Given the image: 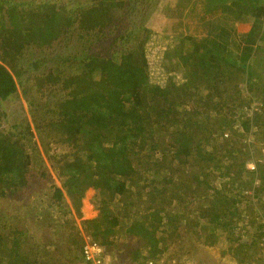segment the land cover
Returning a JSON list of instances; mask_svg holds the SVG:
<instances>
[{
    "label": "trees",
    "instance_id": "16d2710c",
    "mask_svg": "<svg viewBox=\"0 0 264 264\" xmlns=\"http://www.w3.org/2000/svg\"><path fill=\"white\" fill-rule=\"evenodd\" d=\"M147 1L87 0L73 14L48 2L20 9L0 4V101L17 92L20 59L29 46L43 51L72 41L75 30L97 35L90 46L59 55L41 70L39 60L32 63L35 90L52 104L34 106L31 116L41 141L64 150L48 156L60 185L39 157L29 125L21 131L3 129L6 113L0 108V194L22 192L37 172L50 180L53 204L61 207L66 196L80 219L79 224H58L65 231V246L30 239L26 228L2 221L0 264L80 263L81 231L111 252L113 264L123 259L128 264L159 262L173 237L181 248L180 260L193 246L196 230L205 245L220 249V258L264 264L263 213L250 217L245 209L254 203L258 186L253 200L244 193L257 177L264 189V156L248 171L251 151L243 140L256 132L255 126L264 138V94L256 85L245 100L236 80L240 72L249 76L251 54L245 53L235 70L234 59L225 66L224 54L212 46L204 50L205 39L184 48L194 39L186 35L173 50L186 81L167 76L166 85L159 84L151 79L146 56L152 34L144 24ZM252 1L207 0L201 17L222 11L239 18ZM137 12L143 15L138 22L133 20ZM263 17L264 1L256 8L248 42L255 41ZM213 20L206 21L210 29ZM253 98L261 101V109L251 118L235 116ZM215 176L223 184H214ZM89 188L96 192L98 214L86 219L81 206ZM251 224L255 229L249 233ZM120 229L126 240H116Z\"/></svg>",
    "mask_w": 264,
    "mask_h": 264
},
{
    "label": "rangeland",
    "instance_id": "374dc122",
    "mask_svg": "<svg viewBox=\"0 0 264 264\" xmlns=\"http://www.w3.org/2000/svg\"><path fill=\"white\" fill-rule=\"evenodd\" d=\"M145 0H137L136 4L141 5ZM207 0H148L150 3L149 13L145 19V26H148L152 30V34L149 36L146 42V56L150 63L151 79L158 82L161 85H166L167 76H170L174 82H184L185 70L181 67V63L177 57L173 54V50L179 46L182 37L186 35H204L209 28V23L205 22L211 17L205 19L201 17L204 6L207 5ZM38 2L55 3L58 7H62L70 12L75 13L80 6L85 5L87 0H0L2 5H15L17 9L21 6L28 8ZM193 9V10H191ZM249 9V8H248ZM255 10V8H253ZM5 11L7 6H5ZM246 12V11H245ZM216 14V13H215ZM214 13L212 14L215 15ZM143 15L139 12L134 17H131L134 21L138 22L142 20ZM206 16H210L209 14ZM142 17V18H140ZM144 21V20H143ZM97 35L94 33L91 36L85 35L84 30H75V35L72 41L61 42L54 44L53 46H44V50H38L34 46H29L20 59V64L23 66L21 75L16 77L18 82V89L15 94L8 99L0 101V108L6 113L4 120L2 121L3 129L12 131H21L28 124L33 132V140L37 144L39 157L45 163L48 168L51 179L55 184L60 185L58 177L55 175L54 170L51 167V161L49 155L64 152L63 148L54 146L53 143L46 145L42 142L39 135L34 128V122L32 120L31 113L34 110V106H43L47 104L51 106V99L40 97L34 87V77L37 74L35 67L32 63L35 60H39L38 70L43 69L46 65H51L53 60H58V56H63L75 51H80L81 48L88 47L95 40ZM198 36V37H199ZM176 37H179L178 39ZM65 38V37H64ZM120 41H117L116 45H119ZM191 46V41L184 43V48ZM95 48V47H94ZM98 48V46H96ZM168 51V52H167ZM168 57V58H167ZM170 70V71H168ZM244 75V74H243ZM245 76V75H244ZM241 78V79H240ZM238 87L241 89V94L246 100L251 92L248 91L245 77L242 79L241 72L237 76ZM243 80V82H241ZM254 90V89H253ZM248 99V98H247ZM250 106V102L248 103ZM248 106V107H249ZM243 109L238 108L239 112H244ZM254 114V113H253ZM252 114V115H253ZM236 115V111H235ZM251 114L244 113L243 118L250 117ZM251 115V117H252ZM258 123V119L256 124ZM256 128V127H255ZM253 127L254 132L256 129ZM28 135V134H27ZM254 133L245 134L243 139L246 143L245 149L248 151L247 143L250 142L252 148V154L255 159L260 157V150L253 143ZM259 137V135H257ZM46 141V140H44ZM243 142V141H242ZM244 143V142H243ZM157 173L156 169H150V174ZM247 177V176H245ZM31 183L22 192L14 194H0V223L4 220L16 223L22 228H26L29 233L30 239L50 240L56 242L60 246L66 245L65 231L59 229L58 224L64 220H72L79 224V218H77L73 212V209L69 203V199L65 196L62 201L61 207H56L52 201V189L50 187V180L47 178H40L39 174L33 173L30 179ZM214 184H223V179L214 177ZM95 190L89 188L82 199V218L96 217L98 212L96 204L99 203ZM253 204H250L248 208H245L248 215L252 217L256 214V209ZM259 211L262 209H258ZM261 212V211H260ZM190 222L191 219L189 218ZM51 224V225H48ZM255 227L251 224L248 227L249 233H251ZM192 228H189L188 233ZM87 235L84 231L80 232V236ZM192 237L193 246L189 251L183 253L186 254L183 259H178L177 256L181 252L178 239L173 237L169 240L170 249L162 258L166 264H237L234 259H229L227 256L220 258L219 250L217 247L205 245V239H201L200 232L196 230ZM116 240H126L122 230L120 229L115 236ZM112 249V248H111ZM110 249V250H111ZM109 262L113 263V257L111 252L108 254ZM125 260V259H123Z\"/></svg>",
    "mask_w": 264,
    "mask_h": 264
},
{
    "label": "crops",
    "instance_id": "0c3cea01",
    "mask_svg": "<svg viewBox=\"0 0 264 264\" xmlns=\"http://www.w3.org/2000/svg\"><path fill=\"white\" fill-rule=\"evenodd\" d=\"M264 0H253L252 2L255 4H250L249 9H246V12L241 17H236V15L228 12L218 11L215 15L212 14L210 16L214 18L213 27L207 29V32H204V35L197 36L194 35V39L191 41V48L193 44L197 47L199 42L202 39L204 43H206V47L200 48V50L204 49L207 51V48H212L216 50L218 53L224 54L226 58L225 66L228 64V60H235L236 69L243 65L245 58V53L251 54L247 59L249 64V76H244L242 73V79L245 77L247 80L246 85L249 89L254 91V87L257 85V91H261L260 96L264 94V17L261 19L260 27L254 32V42H248V33L255 23V11L258 5L262 4ZM255 8V10L253 9ZM208 19V20H211ZM206 22V21H205ZM209 23V21L207 22ZM210 30V31H209ZM193 36V35H191ZM210 56H213L211 54ZM241 79V78H240ZM237 80V79H236ZM258 96V98H260ZM256 127V126H255ZM257 132V129H256ZM254 132L253 143L260 150V155L264 156V138L257 137V133ZM250 144V143H249ZM248 151H252V148L249 146ZM250 156V155H249ZM258 160L259 157L257 158ZM254 155L251 152V156L248 157L246 164L248 162H255ZM255 164V163H254ZM246 167V166H245ZM247 169V168H246ZM248 171H251L247 169ZM258 181V193L256 195V199L254 200L253 205L258 208L263 213L264 216V189H261V181L259 182V178L256 179ZM226 181V180H225ZM257 209V214H260V211Z\"/></svg>",
    "mask_w": 264,
    "mask_h": 264
},
{
    "label": "built area",
    "instance_id": "2783aa9c",
    "mask_svg": "<svg viewBox=\"0 0 264 264\" xmlns=\"http://www.w3.org/2000/svg\"><path fill=\"white\" fill-rule=\"evenodd\" d=\"M250 103L251 104L249 107L244 108L245 109L243 110L244 112L241 111L237 114V110H236L235 116L238 117L240 114L244 115V113L248 115L249 114L252 115L254 112L261 109L262 104L259 99L253 98V100ZM251 115L250 117L248 116L247 118H251ZM227 135L228 133L224 132V136H227ZM245 166L247 169L251 171L255 169L254 162H248ZM257 183L258 181L255 180L253 182L254 185L251 188H247L246 190H244L245 195H247L248 197H251L252 200H253V196L255 192L254 186L257 185ZM80 257H81V262L77 264H113L109 262L108 260V253H107L106 247L100 244L99 242L93 240L88 235L83 236V243L80 248ZM117 264H128V263L125 260H122L120 263H117ZM145 264H166V263L162 260L159 262H155L153 260H147Z\"/></svg>",
    "mask_w": 264,
    "mask_h": 264
}]
</instances>
